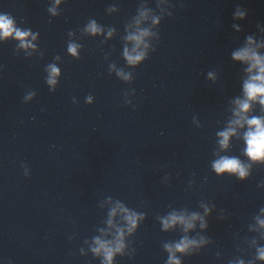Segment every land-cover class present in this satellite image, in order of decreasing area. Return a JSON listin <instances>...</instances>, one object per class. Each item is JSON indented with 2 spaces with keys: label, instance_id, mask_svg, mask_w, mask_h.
<instances>
[{
  "label": "clouds",
  "instance_id": "clouds-1",
  "mask_svg": "<svg viewBox=\"0 0 264 264\" xmlns=\"http://www.w3.org/2000/svg\"><path fill=\"white\" fill-rule=\"evenodd\" d=\"M52 11L54 12V9H52ZM234 15L236 18L243 19L246 13L238 8ZM140 16L147 19L148 11H141ZM152 22L153 24L159 23V17L154 16ZM136 23L139 24L140 21L137 20ZM85 31L92 35H96L101 33L103 29L98 25L95 19H91L87 23ZM111 31L112 30H109V35H111ZM150 34L149 29L138 28L135 34L130 33L127 35L126 39L133 42L134 45L131 51H129L127 47L124 48L123 55L129 65L135 66L145 60L147 53L139 51V49L141 45H143L145 49L148 48V44L145 43V38ZM30 35L32 39H35V36L32 35L30 30L17 27L15 19L10 14H0V39L7 40L10 37H14L21 42V46L28 47L30 45L27 41ZM254 43L253 38L249 36L247 38V44L232 53L233 60L247 65L245 71L248 75L247 79L243 82V98L237 97L233 101L235 104V107L232 109L234 118L228 122L226 128L218 131L216 135L219 137L217 142L221 149H227L230 139L233 136H237V129H245L243 132V140L246 143L244 153L251 161L255 162L264 158V114H252L253 107L257 103L260 105L261 112L264 113V55L260 54L257 50L259 47H264V44L253 47ZM80 47V45L74 42H69L67 51L72 56L77 57ZM48 70L47 84L56 85V77L60 75V69L55 64H49ZM118 75L124 76L126 80L129 78L123 71L119 72ZM208 78L215 80L216 77L213 72H209ZM34 94L35 93H30L26 99H30ZM250 166L251 165L243 163L236 156H220L212 163V168L217 175L223 176L225 173H228L237 176L241 180L248 175ZM117 210L124 213L123 219L126 221V228L113 225L111 217L116 215ZM209 211V208L205 207V214ZM260 212L264 214V207L260 208ZM109 217L107 221L109 226L116 227L115 239L104 240L100 237H95V247L91 249L93 253L103 255V264H112L114 256L117 253H123V249L125 248L123 239L125 231L129 234L133 233L137 227L138 219H142L143 214L130 211L117 202L116 208L111 210ZM220 218L223 219V217ZM197 220L201 221L200 227L202 229L208 226L204 222V218L197 212L185 214V211H171L166 216L160 217L162 230L165 232L179 225L182 231L187 233L190 229L196 227L195 221ZM255 220L261 228H264V218L256 216ZM207 240L208 238L203 236L198 240L195 237L189 238L187 235H183L178 240L164 243L163 248L168 253L165 264H181V260L176 255L177 253L190 254L191 248H198L200 245L206 243ZM255 259L264 260V246L256 247ZM229 264H245V261L237 258L234 261H229ZM249 264H255V261L251 260Z\"/></svg>",
  "mask_w": 264,
  "mask_h": 264
}]
</instances>
